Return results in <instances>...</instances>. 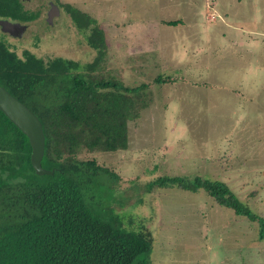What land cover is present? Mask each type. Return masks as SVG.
<instances>
[{
  "label": "rangeland",
  "instance_id": "1",
  "mask_svg": "<svg viewBox=\"0 0 264 264\" xmlns=\"http://www.w3.org/2000/svg\"><path fill=\"white\" fill-rule=\"evenodd\" d=\"M23 3L38 17L19 37L10 36L16 24L0 29L8 62L34 57L45 69L64 59L77 72L92 64L97 51L70 6L103 31L101 74L147 86L144 107L127 124V148L78 158L118 175L109 208L126 229L151 234L152 264H264L256 222L201 190L145 187L162 176L221 182L264 218V0ZM174 21L181 23L168 25Z\"/></svg>",
  "mask_w": 264,
  "mask_h": 264
},
{
  "label": "trees",
  "instance_id": "2",
  "mask_svg": "<svg viewBox=\"0 0 264 264\" xmlns=\"http://www.w3.org/2000/svg\"><path fill=\"white\" fill-rule=\"evenodd\" d=\"M23 2L0 0V20L18 26L12 37L38 17ZM66 9L79 28L89 31L86 40L97 51L84 71L77 72L64 59L45 69L34 57L10 63L0 42V86L40 121L45 138L41 166L53 171L35 173L28 138L0 111V264H152L151 234L126 229L122 217L109 208L116 200L118 175L92 159L78 158L82 152L127 148V124L144 107L141 93L147 86H124L110 74L102 75L103 31L86 13ZM154 82L161 85L165 79L158 76ZM145 187L147 192L155 187L201 190L220 207L256 222L258 238L264 240V218L221 182L162 176Z\"/></svg>",
  "mask_w": 264,
  "mask_h": 264
},
{
  "label": "water",
  "instance_id": "3",
  "mask_svg": "<svg viewBox=\"0 0 264 264\" xmlns=\"http://www.w3.org/2000/svg\"><path fill=\"white\" fill-rule=\"evenodd\" d=\"M0 25L7 29L12 23L0 20ZM0 111L27 138L30 144V163L37 175H50L53 171L42 168L41 160L44 154V134L38 118L20 101L14 98L0 86Z\"/></svg>",
  "mask_w": 264,
  "mask_h": 264
},
{
  "label": "flooded vegetation",
  "instance_id": "4",
  "mask_svg": "<svg viewBox=\"0 0 264 264\" xmlns=\"http://www.w3.org/2000/svg\"><path fill=\"white\" fill-rule=\"evenodd\" d=\"M53 18H54V17H53ZM53 18H50V20H49V18H47V21L49 20V22L51 23V21H52ZM47 23H48V22H47ZM11 27H12V26H8V27H7V30H9ZM17 28H18V27H17ZM0 29H1V28H0ZM10 31H11V30H9V32H10Z\"/></svg>",
  "mask_w": 264,
  "mask_h": 264
}]
</instances>
